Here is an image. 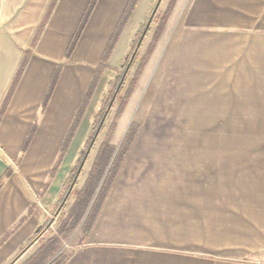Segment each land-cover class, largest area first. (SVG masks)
I'll use <instances>...</instances> for the list:
<instances>
[{"label":"crops","instance_id":"1","mask_svg":"<svg viewBox=\"0 0 264 264\" xmlns=\"http://www.w3.org/2000/svg\"><path fill=\"white\" fill-rule=\"evenodd\" d=\"M127 1L97 0L69 57L66 50L89 0H57L34 46L51 0L2 2L26 5L15 26L0 37V104L24 52L31 54L0 120V178L7 168L10 172L0 187V240L25 217L0 243V264H23L39 248L44 232L34 235L57 200L85 114L108 69L43 193L42 186ZM140 1L109 56V67H115L111 61ZM172 2L121 118L134 110L152 78L156 91L170 84L173 96L190 104L198 95L220 103L239 88L262 96L264 0ZM57 67V82L41 110ZM240 117L264 118V112ZM63 264H264V143H133L89 236H81Z\"/></svg>","mask_w":264,"mask_h":264},{"label":"rangeland","instance_id":"2","mask_svg":"<svg viewBox=\"0 0 264 264\" xmlns=\"http://www.w3.org/2000/svg\"><path fill=\"white\" fill-rule=\"evenodd\" d=\"M140 2V7L137 9L136 15L129 25L127 33L121 39L116 54L111 61V64L115 67L106 68L108 69L109 76L107 77L105 76L106 73L104 74L102 82H105H100L96 94L97 97L89 106L85 114L84 126L79 131V135L76 138V148L70 159V165L67 169L66 177L63 180L62 186L60 187L57 200L54 201L50 207L51 211L48 214L45 224L39 229V233L41 234L44 232V235L38 240V246L46 244L51 237H57L60 240L57 253H70L74 244L77 243L82 236L81 225L85 221L91 206V204H89L82 212L81 217H79V223L75 229L69 233L67 237H62V223L75 201V196H73L71 192L72 190H77L82 187L94 160L93 156L96 155L100 144L104 141H109L115 149H118L127 128L132 122L139 126L138 135L135 140V142L139 143H264V118L240 117L246 114H256L259 111L264 112V94H262V96H254L249 93L247 88H239L240 93L223 96L224 101L220 103L213 101V98L209 97V95H198L196 103L191 101L192 103L190 104L185 98L177 100L175 95L173 96V91L176 89L170 84H165V86H162L156 91L155 82L157 80L152 78L148 87L143 90L144 93L139 96L138 102L134 106V110L128 112L126 115L123 114L122 118V113L119 117H115L117 108L120 105V100L122 96L125 95L131 80L135 76L139 60L145 56V53L152 42L153 35L160 21L166 15L167 10L171 11L172 9V0H161L145 34L146 37L142 39V45H140L141 49L139 46L116 93V96L118 95V97L116 99L115 96L89 150V152H91L90 157H86L68 197L61 205L62 199L68 190L76 171L72 172L71 170L79 165L77 163H80L82 160L80 157V151L84 150V153L86 152L87 147L85 146V142L90 135H94L99 124L98 121L94 122V120L99 112L101 113V117L103 116L156 0H141ZM10 3L11 4H9V2L8 4H5L4 2L0 4V37L6 36L8 29L10 31V29L15 26L14 21H16L19 14L24 11V6L26 5L25 2ZM134 27V35L129 42H127V36L130 35V32ZM136 33L137 35H135ZM118 40L119 38L117 41ZM126 44L129 45V47L126 52H123V47H125ZM1 59L0 50V60ZM104 70L105 69H103V71ZM105 79H107V81ZM136 82L137 80L135 81V85ZM129 96L127 100L129 99ZM127 100L124 103L123 109L127 104ZM101 117H99V121ZM112 124H114L113 130L110 128ZM126 125L127 127L124 129ZM116 151L117 150H114L112 157ZM97 192L98 188L96 189L91 202Z\"/></svg>","mask_w":264,"mask_h":264},{"label":"trees","instance_id":"3","mask_svg":"<svg viewBox=\"0 0 264 264\" xmlns=\"http://www.w3.org/2000/svg\"><path fill=\"white\" fill-rule=\"evenodd\" d=\"M57 0H51V2L49 3V5L47 6L45 13L39 23V25L37 26L35 35L33 36V41L31 43L32 46H34L36 44V41L38 39V36L41 32V30L43 29V27L45 26L49 15L51 13V11L53 10V7L55 5ZM97 2V0H89V3L87 5V8L85 10V12L83 13L80 22L78 24V27L73 35V37L71 38V41L68 45V48L66 50V57H69V55L71 54L75 44L77 43L81 32L83 30V27L85 25V23L87 22V19L93 9V7L95 6V3ZM138 0H128L127 4L125 5V8L121 14V17L116 25V28L113 32V34L111 35L104 51L103 54L100 58V61L96 64L95 66V70H94V74L93 77L82 97V100L79 104V106L77 107L73 120L64 136V139L61 143L60 149H59V154L53 164V166L51 167V169L49 170V174H48V180L43 184L42 186V191L41 193H43L46 188L48 187L51 179L53 178L54 174L56 173L61 160L75 134V131L79 125V122L87 108V105L90 101V98L95 90V87L99 81V78L101 76V73L103 71V69L109 68L107 61L109 59V56L111 55L113 48L117 42V39L119 38L123 28L125 27V25L127 24V22L129 21L135 6L137 4ZM170 10H167L166 15L164 16V18L160 21L154 35L152 38V42L148 47L147 52L145 53V56L143 58H141L139 60V64L138 67L135 71V76L134 78L131 80L130 85L128 86V89L125 93L124 96H122L121 100H120V105L117 108L116 111V115L115 117H119V115L122 113L123 107H124V103L127 100L130 92L132 91L134 85H135V81L137 80V78L139 77L141 70L144 67V64L147 60V58L150 55L151 50L153 49V46L156 42V40L158 39V37L160 36L163 28H164V24L166 22L167 16L169 14ZM137 35V33L135 34ZM31 54L30 50H26L23 54V58L21 59V62L19 64L18 70L14 76V79L8 89L7 94L5 95L3 101L1 102L0 105V120L3 116V113L8 105V102L12 96L13 90L17 84L18 79L20 78L25 65L27 63V60L29 58V55ZM60 73V68L57 67L55 69V71L53 72V75L51 77V80L49 82L48 88L43 96L42 102H41V110H44L50 97L51 94L53 92V89L55 87V84L57 82L58 76ZM118 95L116 96L117 99ZM99 117H101V113L99 112V114L96 116L94 122H99ZM36 126L35 123H33L31 125V128L27 134V137L25 138V141L23 142V145L21 147V152L23 153L28 144L29 141L34 133ZM111 130L114 129V124H112L110 126ZM138 130H139V126L138 124L132 122L129 127L127 128L121 143L117 149V151L115 152L114 156L112 157V153L114 152L115 148L112 144L109 143V141H104L100 144L98 151L94 157V160L92 162L91 168L88 172L87 178L84 181L82 187L80 189L77 190H72L71 194L73 196H75V201L70 209V211L67 213V215L65 216V220L62 223V229H61V233H62V237H67L69 233H71L75 227L78 225L79 223V217H81L82 212L88 207L89 204H91L89 211L87 213V217L85 219V221L83 222V224L81 225V233H82V237L83 239H86L89 236L90 230L92 228L93 222L101 208L102 202L104 201L108 191L111 189L112 185L114 184L116 177H117V172L118 169L121 165V161L125 158L126 154L129 151L130 146L135 143V140L137 138L138 135ZM93 136L90 135V137H88V139L85 142V146L88 147V144L90 142V140L92 139ZM84 150L80 151V157L81 159H83L84 157ZM112 159V160H111ZM79 164V163H77ZM78 166V165H77ZM77 166L74 167L71 171H75L77 169ZM10 174L8 168L5 170L4 175L0 178V187L2 185L3 179L5 177H7ZM101 183V184H100ZM100 184V186H99ZM99 186V187H98ZM98 188V192L96 193V196L94 197L93 201L91 202L96 189ZM30 209L28 210V214H29ZM25 217L21 218L19 221V224L24 220ZM18 224V225H19ZM18 225H16L13 230L15 228L18 227ZM13 230L7 231L3 237L0 240V243L2 241H4L9 234H11L13 232ZM39 234V230L37 231V233L34 235V237H36ZM34 237L32 239H34ZM31 239V240H32ZM60 244V240L57 237H51L46 244L43 245H39V248L37 249V251L31 256L29 257L23 264H63L67 257L68 254H65L63 252H59L58 251V247ZM57 253V254H56Z\"/></svg>","mask_w":264,"mask_h":264},{"label":"water","instance_id":"4","mask_svg":"<svg viewBox=\"0 0 264 264\" xmlns=\"http://www.w3.org/2000/svg\"><path fill=\"white\" fill-rule=\"evenodd\" d=\"M160 1H161V0H156V2H155V4H154V7H153V9H152V11H151V14H150L148 20L146 21V23H145V25H144V28H143V30L141 31V34L139 35V38H138V40H137V42H136V44H135V46H134V48H133V51H132V53H131V55H130V58H129V61H128V63L126 64V67L124 68V71H123L122 76H121V78H120V80H119V82H118V85H117V87H116V89H115V92L113 93L112 98L110 99L109 104L107 105V107H106V109H105V111H104V113H103V116L101 117V119H100V121H99V124H98V126H97V128H96V131H95V133H94L92 139L90 140V142H89V144H88V147H87V149H86V152H85V154H84V157H83V159L80 161V163H79V165H78V167H77V169H76V171H75L74 177H73V179H72V181H71V183H70V186H69L68 190L66 191V193H65V195H64V197H63V199H62L61 205L64 203V201H65L66 198L68 197V195H69V193H70V191H71V189H72V187H73V185H74V183H75V180H76L77 176L79 175V173H80V171H81V169H82V166H83V164H84V162H85V159H86V157H87V155H88V153H89V150H90V148H91V146H92V144H93V142H94V140H95V138H96V136H97V133H98V131H99V129H100V127H101L103 121H104V118H105V116H106V114H107V112H108V110H109V108H110V106H111V104H112V102H113L115 96H116V93H117V91H118V89H119V87H120V85H121V83H122V81H123V79H124V76H125V74H126L128 68H129V66H130V64H131V62H132V60H133V58H134V56H135V54H136V52H137V50H138L140 44H141V42H142V39L144 38V36H145V34H146L147 30H148V27H149V25H150V23H151V21H152V18H153V16H154V14L156 13V10H157V8H158V6H159V4H160Z\"/></svg>","mask_w":264,"mask_h":264},{"label":"built area","instance_id":"5","mask_svg":"<svg viewBox=\"0 0 264 264\" xmlns=\"http://www.w3.org/2000/svg\"><path fill=\"white\" fill-rule=\"evenodd\" d=\"M3 2V0H0V4Z\"/></svg>","mask_w":264,"mask_h":264}]
</instances>
